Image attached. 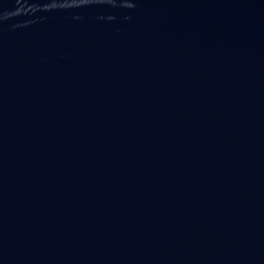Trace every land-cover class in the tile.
<instances>
[{
  "label": "water",
  "instance_id": "obj_1",
  "mask_svg": "<svg viewBox=\"0 0 264 264\" xmlns=\"http://www.w3.org/2000/svg\"><path fill=\"white\" fill-rule=\"evenodd\" d=\"M0 264H264V0H0Z\"/></svg>",
  "mask_w": 264,
  "mask_h": 264
}]
</instances>
